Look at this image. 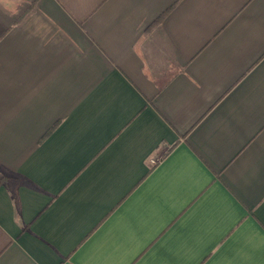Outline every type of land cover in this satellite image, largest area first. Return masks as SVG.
<instances>
[{
  "label": "crops",
  "instance_id": "obj_1",
  "mask_svg": "<svg viewBox=\"0 0 264 264\" xmlns=\"http://www.w3.org/2000/svg\"><path fill=\"white\" fill-rule=\"evenodd\" d=\"M0 264H264V0H0Z\"/></svg>",
  "mask_w": 264,
  "mask_h": 264
}]
</instances>
